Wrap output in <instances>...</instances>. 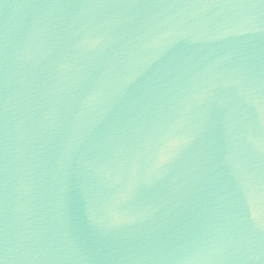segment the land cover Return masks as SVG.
<instances>
[{
  "label": "water",
  "instance_id": "obj_1",
  "mask_svg": "<svg viewBox=\"0 0 264 264\" xmlns=\"http://www.w3.org/2000/svg\"><path fill=\"white\" fill-rule=\"evenodd\" d=\"M0 264H264V0H0Z\"/></svg>",
  "mask_w": 264,
  "mask_h": 264
}]
</instances>
